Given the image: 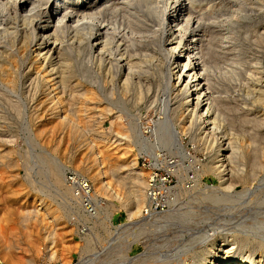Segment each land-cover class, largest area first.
<instances>
[{"label": "rangeland", "instance_id": "374dc122", "mask_svg": "<svg viewBox=\"0 0 264 264\" xmlns=\"http://www.w3.org/2000/svg\"><path fill=\"white\" fill-rule=\"evenodd\" d=\"M198 10L194 14L202 12L195 16L200 18L198 29L185 35L195 34V44L208 52L199 61H210L212 98L226 112L217 120V131H225L226 139L237 138L248 158L252 138L264 137V101L259 98L264 90V0H204ZM124 12L109 11L102 15V23L115 27L109 46L113 55L118 51L115 42L123 35L119 50L125 46L128 56L144 61L145 72L128 86L123 85L119 68L111 67L112 56L100 59L85 43L75 44L67 31L60 38L73 56L66 82L42 80L33 47H21L19 33L0 43V156L5 155L0 159V264H72L79 256L86 257L85 264H189L194 251L207 241L233 236L249 245L260 240L261 229L250 227L264 219V154L261 171L256 169L250 178L218 179L210 168L213 152L179 125L178 101L165 87L167 38L162 28L144 21L145 29L131 35ZM33 27L27 26L26 32H33ZM165 121L177 139L168 146L159 142L155 130ZM134 126L143 141L121 147L130 161L137 157L135 166L144 182L149 172L143 165L160 150L203 163L201 171L194 172L198 181L181 185L174 197L180 211L146 215L145 185L142 207L129 216L120 200L98 187L95 153ZM243 165L246 175L250 162ZM199 182L211 186L203 189ZM225 184L228 190L223 189ZM26 208L46 215L42 221L20 222L18 213ZM200 232H210L205 241Z\"/></svg>", "mask_w": 264, "mask_h": 264}, {"label": "bare ground", "instance_id": "6f19581e", "mask_svg": "<svg viewBox=\"0 0 264 264\" xmlns=\"http://www.w3.org/2000/svg\"><path fill=\"white\" fill-rule=\"evenodd\" d=\"M201 1L202 0H75L70 2V0H0V43L8 38L15 37L19 33V45L21 47H33L34 61L41 69L42 80H44L45 83L66 82L71 78L70 72L72 69L73 56L71 51L64 49L63 41L60 38L63 32L67 31L72 35L71 37L75 39V44L77 43L79 46L82 43H85V48L87 50L94 49L96 51V56L100 59H102L105 54L112 56L114 62L112 64L114 65L111 64V67L113 68L114 66L115 68H119L123 85L128 86L134 82L133 78H135L137 74L145 72L143 69L144 61L135 60L131 56H128L126 54L125 46L123 49L119 50L120 40L123 35L120 40L117 39L115 42L116 48L118 49L117 53H114L113 55V53L110 52L109 46L115 38H113L112 35L115 27L110 24L102 23V15L109 11L113 12L119 8L124 9L126 11L124 13H127V18L129 19V24L127 21L125 23L128 24V28L131 30V35L136 32L138 33L140 29H145L144 26L141 25L144 21H149L154 27L162 28L161 31L165 34L164 37L167 38V40L165 39L167 44L165 46L166 54L164 53V55L168 58V63L166 65L165 73L163 72L166 78V80H164L165 87L168 88L171 96L178 101V106L181 111V117L179 120L181 130L187 132L191 139H196L197 141L202 142L204 148L206 147L209 151H212L213 154H216L215 160L212 161L210 168L220 181L226 180V177L239 178V176H245L250 178V176L257 174L255 173L256 169L258 170L259 168L260 171L262 169L260 158L264 154V137L252 138V145L248 150L249 157L247 158L243 150L244 147L239 144L237 138L231 137L226 139V137H223L225 131L224 133L217 131V120L219 117L225 115L226 112L222 105H219V103L212 98L211 90L213 84L209 77L210 61H202V63L199 61L200 55L202 58H206L208 52L202 50L197 44H195V34L190 32L189 35H185L191 28L195 27L196 30L198 29L196 25L200 18H195V16L201 15L202 12L199 13V15L194 14L195 11H199L198 8L200 4H204V0L202 3ZM9 11H12L13 15H11L12 13L10 14ZM16 20H18L21 25L16 23ZM31 25L34 26L32 28L34 30L33 32L31 31L27 33L26 28ZM152 31H155V28H153ZM124 43H126V41ZM173 64H175V66H173ZM80 93L83 94V91ZM187 98H189L188 102ZM259 98L264 101V90L260 91ZM201 102H203V108L207 106L206 108L212 111L210 127L206 133H204L203 130L198 129L194 125L192 119L194 117H192V115H195L196 109H198ZM90 106L92 105H89V107ZM74 109L71 111L73 112ZM79 119L80 118H77V120ZM229 129H231V125L226 128V130ZM155 130L157 133V139L162 145L168 146L175 142L177 143L175 132L169 126L167 121L159 123ZM83 132H85V129ZM122 133H120L121 135L118 137L111 138L113 140L107 141L103 150L99 149L95 153L93 158L97 165L95 166V171H93L98 187L105 192H111L112 197L120 200L126 213L130 216L136 214L144 203L146 182L141 178V173L138 170L139 168H136L135 166V158L137 157H130L132 158L130 161L125 156V149L121 146L129 141L142 142L143 140L141 139V134L138 128L135 126L125 129V132ZM116 134L118 135L119 133L116 132ZM87 135L89 134H86V136ZM218 153H221L223 157L222 162H219ZM4 158L5 155L0 156V159ZM245 160L250 162V171L249 173H245L246 175H242ZM129 165H132V167ZM228 188L229 184H225L223 187L224 190H228ZM215 190L216 188H214L211 193L216 192ZM225 195L229 196L227 192ZM211 197L212 196H210V198ZM174 211L178 212L180 210L179 208L173 210L170 209L167 213ZM40 212H38V209L35 210V208H26L24 212L19 211V221L41 219V217L46 214L41 215L39 214ZM42 220L43 218L41 221ZM259 221H255L256 223L250 228L261 229L259 230L260 240L254 241L249 245L247 242L237 241L233 236L230 239L225 237L226 239L207 241V243L205 242L206 244H203L200 250L194 251L189 264H264V219H262L261 222ZM244 227L247 228L248 226L246 227V225H244ZM250 228L248 229L251 230ZM200 233L198 236L201 237L202 241H205L204 239L209 233ZM194 235L196 236V234ZM189 239L188 241H191L193 238ZM166 244H168V242ZM168 245L171 246L170 244ZM164 246L166 248L168 247L166 245ZM170 251H172V249ZM179 252L181 251L179 250Z\"/></svg>", "mask_w": 264, "mask_h": 264}, {"label": "built area", "instance_id": "2783aa9c", "mask_svg": "<svg viewBox=\"0 0 264 264\" xmlns=\"http://www.w3.org/2000/svg\"><path fill=\"white\" fill-rule=\"evenodd\" d=\"M206 107L203 108V102H201L198 109H196L195 115H192V117L194 116L192 118L194 125L198 129L203 130L204 133L210 127V118L212 116V111ZM215 156L216 154L213 155L210 164L215 160ZM218 158L219 162H222L221 153H218ZM143 166L149 172L146 182L147 205L144 207V212L147 215L178 209L176 206L178 201L174 197L177 195L179 187L185 183L192 184L197 182L198 178H196L194 172L201 171L203 163L190 155L186 159H182L173 153L160 150L155 158L149 159ZM198 185L203 189H209L211 186L206 183L200 184V182ZM145 253L148 254L149 252L145 251ZM85 262L86 257L79 256L72 264H85Z\"/></svg>", "mask_w": 264, "mask_h": 264}]
</instances>
